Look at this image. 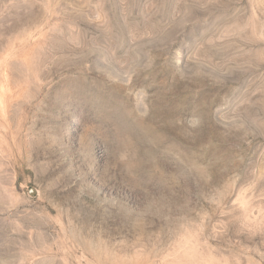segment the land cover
Segmentation results:
<instances>
[{"label": "rangeland", "instance_id": "1", "mask_svg": "<svg viewBox=\"0 0 264 264\" xmlns=\"http://www.w3.org/2000/svg\"><path fill=\"white\" fill-rule=\"evenodd\" d=\"M0 264H264V0H0Z\"/></svg>", "mask_w": 264, "mask_h": 264}]
</instances>
